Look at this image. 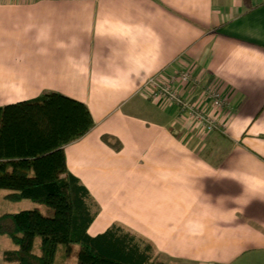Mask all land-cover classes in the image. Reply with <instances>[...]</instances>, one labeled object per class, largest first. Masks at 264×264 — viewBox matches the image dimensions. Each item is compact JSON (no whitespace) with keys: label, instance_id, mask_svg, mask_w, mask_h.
I'll list each match as a JSON object with an SVG mask.
<instances>
[{"label":"crops","instance_id":"1","mask_svg":"<svg viewBox=\"0 0 264 264\" xmlns=\"http://www.w3.org/2000/svg\"><path fill=\"white\" fill-rule=\"evenodd\" d=\"M183 72L222 130L150 97L148 78ZM47 92L95 121L64 147L100 208L91 235L117 223L174 260L264 264V0H0V107Z\"/></svg>","mask_w":264,"mask_h":264},{"label":"trees","instance_id":"2","mask_svg":"<svg viewBox=\"0 0 264 264\" xmlns=\"http://www.w3.org/2000/svg\"><path fill=\"white\" fill-rule=\"evenodd\" d=\"M94 125L85 103L58 92L0 107V192L53 210L52 216L37 208L0 215V234L16 246L3 252L5 264H54L57 251L66 256L73 243L76 264H156L153 245L120 224L88 232L100 208L67 169L64 147ZM102 140L121 148L113 136Z\"/></svg>","mask_w":264,"mask_h":264},{"label":"built area","instance_id":"3","mask_svg":"<svg viewBox=\"0 0 264 264\" xmlns=\"http://www.w3.org/2000/svg\"><path fill=\"white\" fill-rule=\"evenodd\" d=\"M176 82H181L182 84L191 83L194 86V90L195 88H201L199 76H194L188 72H183L181 74L172 76L169 79L163 80L158 77H151L148 78L145 85H147L149 88V95L153 100L168 101L175 104L203 131H220L225 127V122L219 121L215 113L207 111V109H205L204 103H197L195 100H193V96L188 98L183 97L174 87V83ZM202 89L207 94V97L211 99L213 109H217L225 105L226 100L222 98L216 91H212L209 88L203 87Z\"/></svg>","mask_w":264,"mask_h":264},{"label":"rangeland","instance_id":"4","mask_svg":"<svg viewBox=\"0 0 264 264\" xmlns=\"http://www.w3.org/2000/svg\"><path fill=\"white\" fill-rule=\"evenodd\" d=\"M6 190H1L0 192V215L5 212H17L23 209L33 210L35 208L39 209L43 214L47 216L53 215V210L49 207H46L41 202H35L30 199H23L21 201H11L5 199L3 196L6 193ZM37 247V245L35 246ZM16 246L13 244L11 238L5 234H0V264H5L3 260V252L6 250L14 249ZM79 251V244H71V250L68 255L64 256L62 250H58L55 256L54 264H76L77 254ZM155 261L156 264H204V263H189L182 260H174L167 258L160 253L155 252Z\"/></svg>","mask_w":264,"mask_h":264}]
</instances>
